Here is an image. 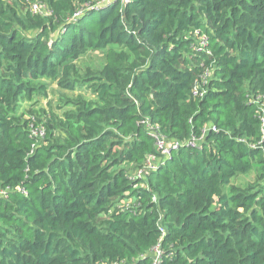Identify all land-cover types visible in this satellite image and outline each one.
Instances as JSON below:
<instances>
[{
  "label": "trees",
  "instance_id": "1",
  "mask_svg": "<svg viewBox=\"0 0 264 264\" xmlns=\"http://www.w3.org/2000/svg\"><path fill=\"white\" fill-rule=\"evenodd\" d=\"M51 83L96 100L17 115ZM145 121L181 146L133 180L162 158ZM7 188L0 264H264V0H0Z\"/></svg>",
  "mask_w": 264,
  "mask_h": 264
},
{
  "label": "rangeland",
  "instance_id": "2",
  "mask_svg": "<svg viewBox=\"0 0 264 264\" xmlns=\"http://www.w3.org/2000/svg\"><path fill=\"white\" fill-rule=\"evenodd\" d=\"M103 64L104 61L98 53L89 52L78 62V68L86 73L89 70H100ZM78 97H82L86 101L96 100V95L88 85L77 86L74 91H69L58 86L57 83H51L47 97L37 98L33 102L21 103L17 115L24 114L27 118L29 110H40L43 108L48 114L54 113L57 116H63V113L74 109V106L69 105L68 102Z\"/></svg>",
  "mask_w": 264,
  "mask_h": 264
},
{
  "label": "built area",
  "instance_id": "3",
  "mask_svg": "<svg viewBox=\"0 0 264 264\" xmlns=\"http://www.w3.org/2000/svg\"><path fill=\"white\" fill-rule=\"evenodd\" d=\"M103 1H108L109 3L113 0H103ZM100 4V3H99ZM107 5V4H106ZM31 11L34 14H50V12L47 10V7L44 4H40V3H35L32 5L31 7ZM78 15H80L81 11H77ZM207 44H208V38L207 36L203 35L200 38V42H199V46L195 49L198 52H202L207 48ZM147 125V129L150 131V135L153 137V139L155 140V142L158 140L159 142L163 143V134H161L157 129V127L152 124L150 121H145ZM42 127V126H41ZM39 127V128H41ZM31 129V134L35 137H37L39 134L43 135L44 131H39L38 129ZM210 131V130H206L204 131V134L201 137H196L194 136L193 138H191L190 140H188L185 145L187 146H192V147H199L201 146V143H203L205 141V134ZM212 131L217 132V128L212 129ZM181 144L179 143L177 150L174 152H178L179 148H180ZM174 153L164 157V158H156L153 156H149L148 161H147V165L144 169H139L136 171L135 175L132 176V179L134 180L136 176H141L144 175V173L146 172V170H151V169H157L161 164H164L165 161H167V159H169ZM9 188L7 189H1L0 190V196L1 197H7L8 196V192H9ZM18 191L23 192L25 195H27V192L22 189L20 186L17 187ZM162 232L165 233V229L161 228Z\"/></svg>",
  "mask_w": 264,
  "mask_h": 264
},
{
  "label": "bare ground",
  "instance_id": "4",
  "mask_svg": "<svg viewBox=\"0 0 264 264\" xmlns=\"http://www.w3.org/2000/svg\"><path fill=\"white\" fill-rule=\"evenodd\" d=\"M75 17H79L78 16V13L75 14ZM208 76V74H206L205 78H204V84H207V81H206V77ZM205 93V91H202V92H199V91H194V95L195 96H198V95H201L203 96ZM216 127H213V128H209L210 130L212 129H215ZM44 131V134L43 135H38L37 137L35 138H40L41 140L44 139L46 137V132L44 129H41L40 131ZM206 131V130H204ZM203 131V132H204ZM163 140L164 142L161 143L159 142L158 140L155 142V145H156V150L158 152V155L161 156L162 158L174 153L177 148H178V145H179V142H173L171 143L170 140L166 137V136H163ZM152 156H156V155H152ZM154 252L156 254V258H155V261L157 262L160 258V256L162 255L159 247H156L154 249ZM116 264H127V263H116ZM131 264V263H130Z\"/></svg>",
  "mask_w": 264,
  "mask_h": 264
},
{
  "label": "clouds",
  "instance_id": "5",
  "mask_svg": "<svg viewBox=\"0 0 264 264\" xmlns=\"http://www.w3.org/2000/svg\"><path fill=\"white\" fill-rule=\"evenodd\" d=\"M176 153H177V152H176ZM140 169H142V168H140ZM138 170H139V169H138ZM148 171H149V170H146V172H145L144 174H146ZM135 173H136V172H135ZM135 173H134V175H135ZM134 175H133V176H134Z\"/></svg>",
  "mask_w": 264,
  "mask_h": 264
},
{
  "label": "water",
  "instance_id": "6",
  "mask_svg": "<svg viewBox=\"0 0 264 264\" xmlns=\"http://www.w3.org/2000/svg\"><path fill=\"white\" fill-rule=\"evenodd\" d=\"M199 147H201V146H199Z\"/></svg>",
  "mask_w": 264,
  "mask_h": 264
}]
</instances>
